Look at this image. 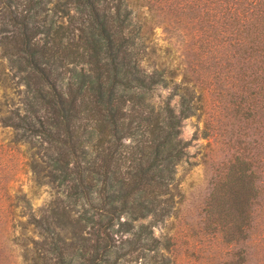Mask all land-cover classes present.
Instances as JSON below:
<instances>
[{"label": "trees", "instance_id": "obj_1", "mask_svg": "<svg viewBox=\"0 0 264 264\" xmlns=\"http://www.w3.org/2000/svg\"><path fill=\"white\" fill-rule=\"evenodd\" d=\"M160 20L184 31L199 58H215L217 84L236 88L234 115L260 131L210 181L223 245L215 257L243 264L264 246V0H0V84L16 90L0 99V123L13 133L11 147H0V224L19 227L9 264H118L126 254L170 264L153 226L172 211L175 166L189 143L181 124L196 106L187 72L176 80L145 51L144 34ZM159 87L169 92L155 103ZM22 145L41 161L30 152L5 158ZM12 165L27 168L31 184L46 170L65 194L37 210L24 192L14 202L11 190L22 189L10 184Z\"/></svg>", "mask_w": 264, "mask_h": 264}, {"label": "rangeland", "instance_id": "obj_2", "mask_svg": "<svg viewBox=\"0 0 264 264\" xmlns=\"http://www.w3.org/2000/svg\"><path fill=\"white\" fill-rule=\"evenodd\" d=\"M140 11V7L134 6V13ZM160 21L151 32L144 34L145 51L147 55L151 53V59L159 57L167 68L175 70L176 80L180 79L181 72H187L196 107L194 113L185 117L181 124L180 135L183 139L189 140V143L185 148L186 154L175 166L172 211L166 219L154 224V234L167 244L166 252L171 258L170 264H223L222 261L227 255L215 257L216 246L223 247V245L218 241L215 242V222L211 220L210 209L207 206L210 181L215 177L218 163L237 151H243L244 148L241 146L254 138H259L260 131H253L252 124L249 121L244 122L242 115H234L233 103L229 100L231 91L234 92L236 88L229 87L227 84L228 90L225 91L226 85L220 87L217 84L215 58H199L196 55V49L188 44L191 38L184 31L175 28L171 23L166 21L160 23ZM4 90L8 95H16L14 87L5 88L0 84L1 100L4 98ZM168 92V88L159 87L154 92L153 101L157 103ZM177 99V95H174L171 99L172 103L176 104ZM12 136L10 128L0 123L2 150L6 148L8 150L11 147L9 139ZM238 139L242 141L238 143ZM25 149L26 146L22 145L20 152L15 150L12 154L7 153L5 158L15 155L17 159L24 160L30 152L34 159L41 161L40 152L35 153L33 148L27 151ZM26 170L27 168L12 165L11 170L7 172L9 176H12L10 184L14 185L15 189L21 185L22 189L15 193L11 190L14 202L21 203L22 200L18 198V195L24 192L32 208L37 210L39 207H45L56 194L60 196L65 194V191L62 192L63 186H56L55 183L48 181V176L43 175L46 170L41 172L38 182L34 184H31L28 179L31 172ZM82 200L73 205L77 213L82 210ZM84 206L88 204L85 203ZM20 210L21 206L15 207V214L20 213ZM25 217L20 215L21 219ZM13 223L8 222L3 226L0 224V238L3 240L2 246L5 251L3 257L7 256L3 259V264L13 261V256H5L13 247L11 234L13 232L16 235L19 234V227L13 226ZM26 234L37 237L36 231L31 226H28ZM228 248L229 246H226L223 250ZM150 254L145 257V260ZM246 257L247 260L243 264H264V246H256L252 254ZM140 259L126 254L119 257L118 264H144Z\"/></svg>", "mask_w": 264, "mask_h": 264}]
</instances>
